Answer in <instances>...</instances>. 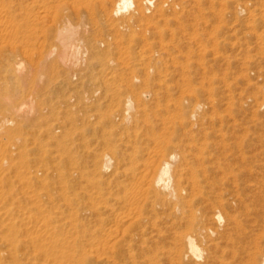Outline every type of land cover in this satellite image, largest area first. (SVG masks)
<instances>
[{
	"label": "bare ground",
	"instance_id": "bare-ground-1",
	"mask_svg": "<svg viewBox=\"0 0 264 264\" xmlns=\"http://www.w3.org/2000/svg\"><path fill=\"white\" fill-rule=\"evenodd\" d=\"M200 1L0 0V264H98L120 241L264 264L238 161L199 143L206 103L171 94Z\"/></svg>",
	"mask_w": 264,
	"mask_h": 264
},
{
	"label": "rangeland",
	"instance_id": "rangeland-1",
	"mask_svg": "<svg viewBox=\"0 0 264 264\" xmlns=\"http://www.w3.org/2000/svg\"><path fill=\"white\" fill-rule=\"evenodd\" d=\"M195 8L198 10H194L195 14L191 10L190 14L181 17L179 22L183 23L182 32L185 37L196 34L200 41L198 40L196 47L191 36L187 37L188 39L183 36V41H187L184 42L186 45L183 44L185 46L181 52L185 75L180 77L174 70V77L170 82L171 94L173 98L193 97L206 103L208 112L205 113L206 123L203 121L205 124L199 126L202 131L198 136L199 143H202V140L212 142L220 149L229 145L226 152L218 153L238 161L232 173H241L240 180L248 188L246 193L249 195L248 203L251 208L247 217L240 216L245 229L239 237H243L242 241H260L264 235V0H201L199 7ZM185 57L189 60L185 61ZM174 66L177 68L179 65ZM191 91H194L193 95L190 94ZM186 126L185 130L198 134L195 127L192 128L188 123ZM205 132H208L207 137ZM241 156L245 159L239 163ZM225 175L226 178L233 176L229 173ZM243 219L247 220L246 223ZM44 231L43 228L42 234ZM162 233L167 235L164 229ZM258 234L260 238L256 240ZM171 242L146 241L145 247L149 249L141 254L138 241L132 244L131 252L136 255L132 261V258L128 257L131 252L126 247L127 244L120 241L115 246L120 249L118 254L115 251L110 253L104 246L103 250L99 248L103 253L99 252L102 259L97 263L150 264L148 260L153 259L157 264H217L215 250H211L212 254L207 262L204 257L199 260L185 258L183 263H172L168 259ZM223 257L225 260L230 259L228 254Z\"/></svg>",
	"mask_w": 264,
	"mask_h": 264
}]
</instances>
